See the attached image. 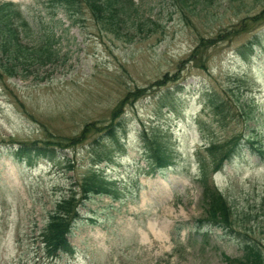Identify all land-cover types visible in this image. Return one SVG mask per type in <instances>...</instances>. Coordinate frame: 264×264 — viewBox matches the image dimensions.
<instances>
[{
  "label": "rangeland",
  "instance_id": "rangeland-1",
  "mask_svg": "<svg viewBox=\"0 0 264 264\" xmlns=\"http://www.w3.org/2000/svg\"><path fill=\"white\" fill-rule=\"evenodd\" d=\"M2 1L22 8L28 46L55 41L50 60L17 66L13 75L0 58V264H225L223 255L240 256L238 239L199 221L206 209L197 157L208 139L235 134L243 143L208 181L264 258V16L252 19L264 0H135L140 29L127 19L97 20L85 0L74 20L61 9L52 18L45 0ZM239 24L188 60L201 38ZM255 39L242 56L241 45ZM209 90L228 100L224 119L204 108ZM110 122L115 139L105 129ZM91 124L55 161L28 166L10 155L12 142L77 136ZM142 134L169 165L151 167ZM97 154L99 172L123 196L94 195L69 235L73 250L44 257L39 230Z\"/></svg>",
  "mask_w": 264,
  "mask_h": 264
},
{
  "label": "trees",
  "instance_id": "trees-1",
  "mask_svg": "<svg viewBox=\"0 0 264 264\" xmlns=\"http://www.w3.org/2000/svg\"><path fill=\"white\" fill-rule=\"evenodd\" d=\"M177 3V0H174ZM185 4L186 0H178ZM200 2L201 0H195ZM78 0H45L44 6L51 9L52 18L58 9L63 10L70 19L78 9ZM86 5L91 10L92 15L98 20L103 19L114 25V22L130 20L133 28L140 29L141 15L139 6L135 0H85ZM194 7V6H193ZM54 14V15H53ZM264 16V8L258 15L252 17L253 20ZM239 24L233 29L219 31L212 38H201L200 43L188 55V60L195 59L196 51L206 45L216 43L230 34L238 31ZM28 19L19 4L12 1L0 2V58H5V67L10 70L9 75H13L17 66L23 68L29 63H43L51 59L53 51L52 42L55 39L43 37L33 45L24 42V35H27ZM258 39V35H256ZM249 40L247 44L241 45L239 50L242 56L251 55L257 41ZM47 59V60H46ZM4 62V61H3ZM10 63V65H8ZM27 68V67H26ZM4 65L0 62V71L4 70ZM13 70V71H12ZM5 71V70H4ZM6 72V71H5ZM231 91V90H230ZM225 93V92H224ZM226 94V93H225ZM204 108H208L212 113L225 118V110H228V100L218 96L214 91H206L203 95ZM120 104L118 105L119 108ZM117 108V109H118ZM230 108V106H229ZM120 109V108H119ZM114 115V114H113ZM200 129H205L204 123H200ZM90 127L94 130V125H85L81 133L72 137H58L54 141H15L10 155L19 163L33 166L39 159L55 161L59 150L81 142L85 139V133ZM114 125L110 122L105 129L109 137L116 138ZM143 141V156L151 167L164 168L169 165V156L164 150L158 148L157 142L141 135ZM242 135L235 134L222 141L208 139L204 143L206 155L199 153L197 162L199 165L198 181L202 185V202L205 205L206 216L199 221L205 222L208 226H213L228 232L231 237L238 239L242 254L240 256L223 255L225 264H263V253L253 238L247 233L234 228L232 221L231 206L223 195L209 181V177L220 170L222 166L238 151L242 144ZM104 160L100 154L92 161L89 171L80 181L71 183L68 194L62 196L54 204L48 213L45 225L39 230L36 239L38 240L44 257L53 258L60 253H67L73 250L69 235L78 220L82 218L80 207L84 206L94 195H107L113 200H118L123 196V189L115 179L107 178L99 172L98 165ZM176 229V228H175ZM244 235L242 239L239 237Z\"/></svg>",
  "mask_w": 264,
  "mask_h": 264
}]
</instances>
